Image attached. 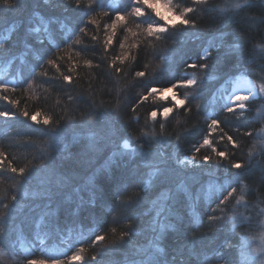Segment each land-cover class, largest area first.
<instances>
[{
	"label": "trees",
	"instance_id": "trees-1",
	"mask_svg": "<svg viewBox=\"0 0 264 264\" xmlns=\"http://www.w3.org/2000/svg\"><path fill=\"white\" fill-rule=\"evenodd\" d=\"M12 2L15 7L0 0V112L11 116L0 117V264L30 259L96 264L93 256L101 264H129L151 255L180 260L181 253L217 264L212 257L225 252L235 264H252L242 248L246 237L263 228L264 147L258 134L264 124L259 113L263 97L245 101L241 115L239 107L227 112L230 105L221 93L240 74L264 84V60L249 59L253 45H264V26L245 31V25L223 19L230 13L219 9L231 8L229 0H207L216 11L202 10L195 0H172L180 11L194 9L188 18L196 28L177 21V29L169 25V33L157 39L145 32L146 24L126 14V26H117L106 48L109 17L114 19L129 0H96L95 12L90 0H82L80 8L76 0ZM260 14L258 9L249 13ZM220 27L233 46L239 43L237 34L251 41L227 62L217 46ZM206 52L212 53L208 70L189 66L203 62L198 57ZM138 71L145 76L137 77ZM187 79L196 84L174 89L185 104L167 118L158 114L153 119L151 111L162 113L173 102L159 92L147 101L142 97L153 87ZM34 114L37 121L31 120ZM213 118L237 145L219 141V129L210 137L217 150L228 153L219 169L209 148L193 151ZM124 139L130 147L122 146ZM205 155H212L213 162L197 167ZM229 160L244 167L231 169L230 175ZM12 167L25 173H13ZM157 167L167 179L161 180ZM232 187L237 191L227 196ZM222 197H227L223 203ZM213 215L219 219L210 221ZM130 228L131 239L123 236ZM97 235L105 239L93 243ZM81 248L84 260L70 261Z\"/></svg>",
	"mask_w": 264,
	"mask_h": 264
},
{
	"label": "snow or ice",
	"instance_id": "snow-or-ice-1",
	"mask_svg": "<svg viewBox=\"0 0 264 264\" xmlns=\"http://www.w3.org/2000/svg\"><path fill=\"white\" fill-rule=\"evenodd\" d=\"M4 4H6L8 7H15L16 4L12 2V0H2ZM195 3L198 6H204L202 10L204 11H216V7L213 5H210L207 3V0H195ZM82 4V0H76L75 7L80 8ZM96 0H90L89 2V9L92 12L96 11ZM163 7L166 9V12H162L160 10V0H129V2L125 5L122 9H117L114 14V19L112 17H109V19L112 20L111 24H109L107 27L111 29V34H107L104 39V45L105 47H109L113 43V37L116 35V29L118 25H121L122 23L126 26V14L139 20L140 23L146 24L145 32L149 36H156L157 39L160 38V35L169 33V25L172 26L173 29H177V21H179V25L183 26L184 28H196L197 25L194 20L188 18V14L193 13L194 9L192 7H184L182 11L174 8L172 6V0H163ZM131 10L130 12L128 10ZM260 11L259 16L255 15H249V13L256 11ZM220 13H230V15H226L223 17V19L233 21L239 24L245 25V31H251V32H259V26H264V3L258 4L256 0H243L242 3L238 2L233 5H231V8L223 7L219 9ZM92 23H96L95 20L92 21ZM139 26V25H138ZM218 32H220L219 37V44L217 45L218 48L224 49V55L223 58L227 62L231 59V53L233 52H240L243 53L244 49L247 47L248 43H250V39H246L244 36H240L237 34L236 39L239 41V43L235 44L234 46L231 44V37H228L225 39L224 37V29L222 27L217 29ZM38 31V30H37ZM81 31H86V29H81ZM129 32L132 31L131 28L128 29ZM159 34V35H158ZM261 35H264V33H260ZM135 35V33H133ZM93 40H96L97 37L93 36ZM39 45H43L44 41L40 40ZM121 47H124V45H121ZM42 58V56H41ZM127 57L117 59H126ZM212 58L211 52H206L203 57H198L199 60H202L203 62L200 63H192L189 65L192 68L200 67L202 69L208 70L211 65L207 62L209 59ZM257 58L264 60V45H253V52L252 55L249 57L250 60L255 62ZM48 64L54 65L59 68V65H56L55 60L49 59L47 61ZM90 63V62H89ZM116 61L113 60V65H115ZM119 71V69H117ZM44 75L46 76L47 73L45 72ZM137 77H144L145 72L138 71L136 72ZM63 79L65 81H68L69 83L72 82V77L69 75H64ZM196 80L194 79H187V80H180L178 83H173L171 87H166L163 89H157V88H151L148 91V95L142 97V101H147L149 96H154L157 92L164 93V99L168 100L169 96L171 101L173 102L171 106H164L162 108V113H160V110H153L151 111V116L153 119L157 118L158 114H162L163 117L167 118L170 113L174 111V109L177 106H183L185 104V100L178 99L177 93L174 91L175 88L178 87H187L191 85H195ZM260 92H264V84L259 86ZM3 91H7V88H3ZM253 95H256L255 86H253L252 89ZM2 99L9 101V103H12L14 105L19 104L18 100H9V97L7 95H4ZM249 100V96L246 95H236L235 101L237 102L239 109L241 110V115L243 114V110L245 108V101ZM199 107V105H197ZM135 111V109H133ZM227 112L234 113L235 109L231 106L227 108ZM22 115L24 117H28L29 113L27 111L22 112ZM37 115L34 114L31 116L32 121H37ZM0 117L5 118H11L9 112H0ZM43 123L47 125L49 123V120L46 118L44 119ZM221 121L217 118H213L211 120V123L207 125V128H205L201 133L202 142L193 145V151L195 153H199L202 148H209L212 153L215 154V157L217 158L214 163L216 165V168L219 169L223 167V163L225 160H228V153L226 151L217 150L216 147H214V141L210 137L217 132L219 129L220 135H219V141H224L225 138L227 141L233 146L236 147V141L233 139L232 135H228L226 132L223 131V129L220 128ZM191 133H189L190 135ZM245 135L251 136V132L245 133ZM179 140L180 137H177ZM262 156H264V150H262L261 153ZM0 156H3V153H0ZM193 160H195V157H192ZM213 162V156L212 155H205L202 158V161L197 165V167H204V166H210V164ZM229 163V174L231 175V169H241L244 167L239 162H232L231 160L228 161ZM251 167V165H249ZM11 172L16 173L19 171L21 175L25 173L24 168H20L19 170L15 167H12ZM156 172L161 173V180L167 179L166 173L163 171V169L157 167L155 169ZM262 175L260 184L262 187H264V168L260 169ZM237 191L236 187H232L231 192L227 193V196H232L233 193ZM227 197L221 198V203L226 200ZM243 199V196H241V200ZM12 200L15 201L16 197L13 196ZM219 217L213 215L209 217L210 221L218 220ZM168 225H164L163 228H167ZM131 228L129 231L123 233V236L128 237L131 239ZM105 237L103 235H97L95 237V240L93 243L103 241ZM84 249L81 248L78 253L73 254L70 257V261L82 262L84 260L83 255L80 253H83ZM162 251V250H161ZM180 260H178L177 256H172L171 260L166 258H158L155 255H151L148 257L147 260H133L130 261L129 264H209V258L205 257L203 260L200 261H192L190 257L185 258L183 253L180 254ZM93 261H96V264H101L100 260H97L96 256L91 257ZM213 260L217 261V264H235L234 259L230 256L228 252H225L223 255L217 253L214 257H212ZM27 264H47L44 260H35L30 259L27 261ZM52 264H63V262L59 259H54L52 261Z\"/></svg>",
	"mask_w": 264,
	"mask_h": 264
},
{
	"label": "rangeland",
	"instance_id": "rangeland-1",
	"mask_svg": "<svg viewBox=\"0 0 264 264\" xmlns=\"http://www.w3.org/2000/svg\"><path fill=\"white\" fill-rule=\"evenodd\" d=\"M242 3L243 0H229V6L235 3ZM160 10L166 12V9L163 7V0L160 2ZM262 83H259L253 77L240 74L238 75L234 82L231 85V88L228 92L221 93V97L224 101L230 106L239 107L235 101L236 95H246L249 96V99L256 98L258 96L263 97V102L260 107V116L264 119V92H260L259 86ZM255 86L256 95H253L252 89ZM159 95L164 97V93L159 92ZM177 98L180 99L177 95ZM259 141L260 145L264 147V124L263 127L259 130ZM210 185L208 186V188ZM207 189V188H206ZM243 253L247 260H250L252 264H264V220L263 228L260 233L254 237H246L244 240Z\"/></svg>",
	"mask_w": 264,
	"mask_h": 264
},
{
	"label": "water",
	"instance_id": "water-1",
	"mask_svg": "<svg viewBox=\"0 0 264 264\" xmlns=\"http://www.w3.org/2000/svg\"><path fill=\"white\" fill-rule=\"evenodd\" d=\"M121 144L123 147H126V148L130 147V144L127 139H124Z\"/></svg>",
	"mask_w": 264,
	"mask_h": 264
}]
</instances>
